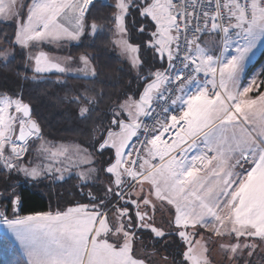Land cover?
<instances>
[{"label": "snow or ice", "instance_id": "6c2138e0", "mask_svg": "<svg viewBox=\"0 0 264 264\" xmlns=\"http://www.w3.org/2000/svg\"><path fill=\"white\" fill-rule=\"evenodd\" d=\"M98 4L0 0V65L27 60L0 82V174L9 178L0 222L25 264H156L161 246L175 248L164 264H264V195L252 172L258 160L264 167V70L258 79L244 69L264 39V0H114L102 17ZM97 19L112 26L139 87L111 106L89 144L53 143L21 81L54 75L64 89L61 77L95 79L94 55L45 49L94 43ZM63 99L85 123L100 102L90 88ZM21 175L33 185L75 179L80 199L20 215L22 185L10 181Z\"/></svg>", "mask_w": 264, "mask_h": 264}, {"label": "trees", "instance_id": "16d2710c", "mask_svg": "<svg viewBox=\"0 0 264 264\" xmlns=\"http://www.w3.org/2000/svg\"><path fill=\"white\" fill-rule=\"evenodd\" d=\"M113 2L114 0H100V3L104 4L105 7L101 9L100 4H98L99 11L96 12V15L99 17L108 15L110 10L106 5ZM91 22L90 20L89 23ZM96 23L102 28V32L94 43L89 38L83 41L82 47L65 49L67 53L71 52L73 56H79L85 52L94 55L96 60L93 64L97 70L95 79H78L74 76L61 77V79L66 80L68 85L64 89L54 83L56 80L54 75L47 77L43 82H28L27 87L23 86L26 82L21 81L24 100L35 109L41 119L46 138L50 140L76 142L81 145L89 144L99 134V131L103 130L101 120L105 113L110 114L111 106L118 99L122 100L124 93L127 92L132 95L139 87V82L134 79L135 74L130 72L128 63L119 58L114 51L112 26L106 24L102 19H97ZM0 27L4 26L0 25ZM5 30L9 33L13 31L12 28H6ZM139 39V36H137L136 40ZM0 43H2V40H0ZM263 56L264 48L255 63L259 62ZM26 64V59L21 60L20 57H17L8 67L0 65V82H3L6 76L14 77L17 71H23ZM254 65L248 67V72ZM28 75L31 77V72ZM8 83H12V81L9 80ZM77 88L81 91L84 88L95 89V94L100 97L96 112L93 114L92 120L87 123L79 120L74 112L75 106L70 107L67 101L63 99L70 89ZM129 88H131V92H129ZM103 123L106 124L107 120H103ZM5 181H8V177L0 174V187L3 186ZM14 183L22 185L24 205L20 215L49 211L50 206L53 210L67 207L69 201L78 202L80 199L73 187L78 183L75 179L63 185L46 181L42 184L33 185L31 181L25 182V180ZM148 242L152 244L151 241ZM161 248L164 250L162 246ZM162 249L158 251L157 256L159 258L175 251V248H171L165 249L164 253H161ZM0 264H25V259L19 250L10 238L3 233H0Z\"/></svg>", "mask_w": 264, "mask_h": 264}, {"label": "rangeland", "instance_id": "374dc122", "mask_svg": "<svg viewBox=\"0 0 264 264\" xmlns=\"http://www.w3.org/2000/svg\"><path fill=\"white\" fill-rule=\"evenodd\" d=\"M117 38H118L117 35H115V34L113 33V48H114V51H115V53L119 56V58H121L122 60H124L125 62H127L128 65H129L130 62H129V61L127 60V58L121 53L120 48H119L118 46H115V41H116ZM205 39H208V38L206 37ZM263 48H264V39L257 41L256 46H255V47L251 50V52L248 53V55H247V58H246V60H245V62H244V69H245V72L248 74V77H249V78H250L253 74H255V75L257 76V78L259 79V74H260V72H261L262 70H264V56L261 58V60H259V62L255 63L256 60L258 59V57H259L261 51L263 50ZM45 50H46V49H45ZM254 64H255V65H254ZM252 65H254V66H253V68L249 71V72H250V74H249V72H248V67H249V66H252ZM133 73H134V72H133ZM134 74H135V73H134ZM46 139H48V138H46ZM48 140H50V139H48ZM50 141H52L53 143H56V144L61 143V142H56V141H53V140H50ZM106 156H107V157H106ZM106 156H104V159H107V158H108V155H106ZM97 159H100V158L97 157ZM232 163H235V159H233ZM242 167H247V165L242 166ZM256 167H257V166H255V167L253 168L252 172L257 173V169H256ZM234 170L237 171V172L239 171V169H234ZM249 175H251V173H249ZM8 179H9V178H8ZM21 180H25L24 177H23V175H21V176L19 177V180L13 179V180H11L10 182H11V183H14V182L21 181ZM45 181H46V182H49V181H47V180H45ZM50 183H51V182H50ZM51 208H52V207L50 206V207H49V211H50V210H53V209H51ZM55 210H57V209H55ZM34 213H35V212H34ZM30 214H32V213H30ZM25 215H27V214H25ZM157 218H158V219L160 218V214H159V213L157 214ZM0 233H3V234H5L6 236H8V237L10 238L11 242L16 246V248H17V249L19 250V252L21 253L22 257L26 260V257L24 256L23 249H22V247H21L19 241L16 240V238H15V236L13 235V233L11 232V230H10V229L7 227V225H6L5 223H3V222H0ZM145 243H147V245H148L147 250H148L149 252L154 251V249H153L151 243H149L148 241L145 242ZM160 249H162V248L160 247L159 250H160ZM164 251H165V249H164V250L162 249V250H161V253H164ZM213 256L216 258L217 261L221 260V258H222L221 253L219 252V250L214 251V252H213ZM155 259H156V264H164V261L161 260L157 255H156ZM169 264H170V262H169Z\"/></svg>", "mask_w": 264, "mask_h": 264}, {"label": "crops", "instance_id": "0c3cea01", "mask_svg": "<svg viewBox=\"0 0 264 264\" xmlns=\"http://www.w3.org/2000/svg\"><path fill=\"white\" fill-rule=\"evenodd\" d=\"M46 51H50L52 55H66L67 54L65 50L61 52V51L50 50L46 48ZM56 142L67 143V144L76 143V142H67V141H56ZM242 166H245V165L241 163V167ZM256 166H257L256 169L259 168V171L256 173V176L253 177V181L255 183L258 194L264 195V167H261V162L259 160L257 161ZM249 176L251 177L252 173Z\"/></svg>", "mask_w": 264, "mask_h": 264}]
</instances>
